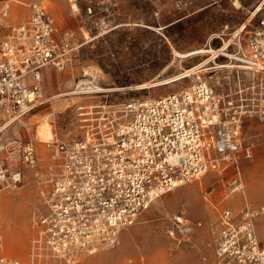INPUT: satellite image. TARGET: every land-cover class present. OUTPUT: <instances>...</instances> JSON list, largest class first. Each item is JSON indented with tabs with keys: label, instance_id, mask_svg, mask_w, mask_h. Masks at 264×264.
Returning a JSON list of instances; mask_svg holds the SVG:
<instances>
[{
	"label": "rangeland",
	"instance_id": "1",
	"mask_svg": "<svg viewBox=\"0 0 264 264\" xmlns=\"http://www.w3.org/2000/svg\"><path fill=\"white\" fill-rule=\"evenodd\" d=\"M15 1L22 5L15 7L13 0H0V40L11 33V26L30 20V5L37 2L53 12L58 31H70L75 49L64 59L62 67L47 66L42 70L43 98L38 106L0 134L1 140H31L39 156L35 168L15 169L23 175L21 184H5L0 190V256L19 264H239L238 257L218 255L224 229L220 215L224 209H230L239 222L246 201L254 209L264 207V121L255 117L245 119L241 132L244 147L251 148L249 157L243 152L238 165L221 164L210 169L208 173L212 174L204 188L199 179L160 195L131 227L119 233L115 243L100 246L94 253L78 252L72 260L54 253L39 217L45 211L44 195L52 189V181L61 169V160H55L54 153L60 143L83 137V119L87 117L84 114L92 107L158 98L194 86L198 76L219 93L246 98L248 75L242 70L237 73L225 56L209 62L198 76L173 85L134 88L180 74L208 58L176 57L175 51L220 49L224 40L233 39L226 52L232 54L238 40L243 41L263 13L264 8L247 22L261 0ZM243 25H247L245 32L234 37ZM222 65L227 67H218ZM85 80L118 91L81 93L78 86ZM45 118L50 120L55 135V141L46 144L35 137L38 123ZM2 120L1 117L0 125ZM8 198L10 207L6 203ZM180 215L196 226L184 241L169 234L170 219ZM254 223L259 245L264 248V214L257 216ZM18 242L20 246L15 248ZM245 257L250 259L246 254Z\"/></svg>",
	"mask_w": 264,
	"mask_h": 264
},
{
	"label": "built area",
	"instance_id": "2",
	"mask_svg": "<svg viewBox=\"0 0 264 264\" xmlns=\"http://www.w3.org/2000/svg\"><path fill=\"white\" fill-rule=\"evenodd\" d=\"M30 6V20L11 26V33L0 40V134L38 106L43 98L42 70L62 67L75 49L72 34L58 31L51 11L37 2ZM236 46L227 58L237 73L248 75L246 98L219 93L199 79L178 92L119 105L104 103L84 114L83 137L60 143L54 153L61 169L44 195L45 211L39 217L54 253L72 260L78 252L94 253L115 243L122 230L177 183L199 180L221 164L238 165L243 152L250 156L241 132L247 117L264 121V11ZM88 86L78 90L85 93ZM4 140L0 139V190L5 184L22 183L23 175L15 169L39 164L31 140ZM1 210L0 200V219ZM260 214L264 207L254 209L248 201L239 222L224 209L218 255L238 257L239 264H264L254 223ZM170 220L173 239L191 237L196 226L184 215ZM0 264L19 262L0 256Z\"/></svg>",
	"mask_w": 264,
	"mask_h": 264
},
{
	"label": "bare ground",
	"instance_id": "3",
	"mask_svg": "<svg viewBox=\"0 0 264 264\" xmlns=\"http://www.w3.org/2000/svg\"><path fill=\"white\" fill-rule=\"evenodd\" d=\"M13 2H14V6L15 7H17L18 5H22L21 1L13 0ZM263 8H264V0H261L259 2V4L256 6L255 10L252 12L251 17L249 18V20L247 22H250L251 18L256 16L257 13L260 12ZM75 12H77V11H75ZM246 28H247V25H243L241 28H239L236 31L234 37H237L241 33L245 32ZM233 41H234L233 39H231L229 41H225L224 40V44H223V46L220 49H214L212 47H202V48H198V49L189 51L187 53H180L178 51H175L174 55L176 57L185 58V57L206 56L208 58L205 59L199 65H197V66H195V67H193L191 69L185 70L184 72H181L180 74H177V75L172 76V77L156 80V81L147 82V83H144V84H141V85L137 86L134 89L135 90H146V89H151V88H161V87H164V86L173 85V84H175L177 82L183 81V80H185L187 78H191L193 76H198V74L203 71V68L205 66H207L209 62L213 61L214 59H217L219 56L229 57L230 55H228L226 52L228 51V49L232 45ZM216 64L218 65V63H216ZM218 67L225 68L227 66L226 65H222V66H218ZM198 79H200L199 76H198ZM80 83L82 85H89V87H88L89 88V92H86V93H107V92L118 91V89H116V88L104 89V88H102L100 86L95 85V83L90 81V80L81 81ZM81 84H79V86H81ZM81 108H83V107H81ZM35 137L37 138L38 142L45 143V144L46 143H52V141H55V135H54V132H53V126H52V124H51V122H50V120L48 118L47 119L45 118V119H43V121L38 123V127L36 129ZM211 174H212V172L206 173L204 175V177L200 178L201 187L202 188H204L206 186L207 181H208L209 177L211 176ZM183 184H186V183L179 182V183L176 184V187H180ZM167 197L168 196H166V198ZM6 203L10 207L11 199L10 198L6 199ZM19 246H20V242L16 243V245L14 247L15 248H19Z\"/></svg>",
	"mask_w": 264,
	"mask_h": 264
},
{
	"label": "crops",
	"instance_id": "4",
	"mask_svg": "<svg viewBox=\"0 0 264 264\" xmlns=\"http://www.w3.org/2000/svg\"><path fill=\"white\" fill-rule=\"evenodd\" d=\"M49 10V9H48ZM50 11V10H49ZM53 13V12H52Z\"/></svg>",
	"mask_w": 264,
	"mask_h": 264
}]
</instances>
